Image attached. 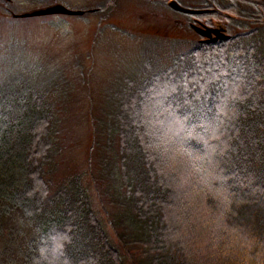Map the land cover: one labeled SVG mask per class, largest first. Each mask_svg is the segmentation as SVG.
<instances>
[{"label": "trees", "instance_id": "1", "mask_svg": "<svg viewBox=\"0 0 264 264\" xmlns=\"http://www.w3.org/2000/svg\"><path fill=\"white\" fill-rule=\"evenodd\" d=\"M197 1L230 37L175 39L85 105L77 171L69 79L0 41V264H264V0Z\"/></svg>", "mask_w": 264, "mask_h": 264}, {"label": "rangeland", "instance_id": "2", "mask_svg": "<svg viewBox=\"0 0 264 264\" xmlns=\"http://www.w3.org/2000/svg\"><path fill=\"white\" fill-rule=\"evenodd\" d=\"M97 1L100 0H71L74 7H67L82 9L79 6L94 5ZM5 2L0 0V41L6 42L10 35L24 39L30 53L45 60L50 68H60L69 79L68 100L75 111L66 115V146L61 159L65 162L62 171L69 172L82 169L88 154L91 134L85 105H99L115 80L135 68L138 61L173 51L175 39L186 43L200 40L202 36L191 23H205L172 9L168 3L151 0H116L106 18L84 12L66 15V21H59L58 14L12 16L60 1L9 0L11 5ZM179 3L187 7L198 5L197 0ZM208 25L225 29V24L217 20Z\"/></svg>", "mask_w": 264, "mask_h": 264}, {"label": "water", "instance_id": "3", "mask_svg": "<svg viewBox=\"0 0 264 264\" xmlns=\"http://www.w3.org/2000/svg\"><path fill=\"white\" fill-rule=\"evenodd\" d=\"M168 5L176 10L187 14H202L205 12H209L212 9L210 8H200V7H187L180 4L177 0H168ZM92 10V9H91ZM90 10V11H91ZM85 11L83 9H72L61 3H54L52 5L34 9L32 11L23 12V13H14L13 17H33V16H41V15H49V14H65V15H81ZM199 24L191 23L192 28L202 36L201 41H216L219 39H227L230 37L228 33L225 32L224 28L214 27L212 25H208L206 23Z\"/></svg>", "mask_w": 264, "mask_h": 264}]
</instances>
